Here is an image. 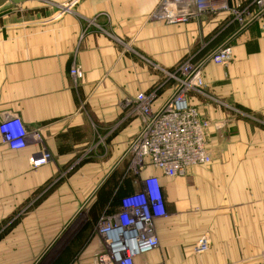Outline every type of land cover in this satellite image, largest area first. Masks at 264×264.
<instances>
[{
  "label": "crops",
  "instance_id": "obj_1",
  "mask_svg": "<svg viewBox=\"0 0 264 264\" xmlns=\"http://www.w3.org/2000/svg\"><path fill=\"white\" fill-rule=\"evenodd\" d=\"M158 2L8 0L0 6V122L18 115L30 134L21 150L4 144L0 134V225L35 230L33 217L13 227V216L33 204L35 194L67 167L77 169L62 176L58 192L67 195L71 184L75 197L85 196L89 184L86 193H91L107 173L116 176L128 140L141 127L139 119H130L111 134L125 113L124 99L166 84V71L190 54L201 59L230 43L233 60L227 66L207 62L204 96L194 93L191 99L203 118L232 122L207 131L209 164L172 178L149 170L160 177L166 216L156 221L159 247L140 255L135 264H262L264 127L239 113L264 118L260 27L240 32L228 12L183 23L153 20L150 15ZM75 62L83 70L80 79L70 73ZM173 90L174 84L161 88L154 108L159 109ZM208 94L219 103L206 98ZM223 102L237 107V116ZM96 128L109 134L106 154L100 153L99 143L92 145L99 134L94 135ZM93 149L99 151L94 160L78 162V152ZM43 151L52 159L35 168L30 158ZM122 179L102 198L124 192L128 178ZM206 234L211 248L195 254L194 245ZM36 241L34 235L21 240L18 264L34 257L41 247ZM12 245V235L1 241L0 264H13Z\"/></svg>",
  "mask_w": 264,
  "mask_h": 264
},
{
  "label": "built area",
  "instance_id": "obj_2",
  "mask_svg": "<svg viewBox=\"0 0 264 264\" xmlns=\"http://www.w3.org/2000/svg\"><path fill=\"white\" fill-rule=\"evenodd\" d=\"M218 12H228L240 30L256 23L264 38V0H159L150 18L183 23ZM233 57V48L226 43L204 58H198L197 53L190 55L175 71H166L168 79L175 84L174 91L159 109L154 108V103L160 88L124 99L126 117L135 113L142 120L141 129L128 150L140 168L159 170L172 178L184 176L191 167L212 161L206 142L209 122L193 104L191 93L204 94L207 62L227 66ZM70 73L75 79L83 77L82 67L76 62ZM0 134L3 143L16 150L24 149L30 136L22 119L15 114L1 120ZM51 159V154L43 151L30 161L33 166H39ZM132 183L136 189L120 199L117 210L101 226L100 235L106 246L104 255L99 256L101 264H135L136 258L160 245L156 221L166 216L160 177L143 170ZM210 247L211 240L206 234L198 239L194 252L201 254ZM261 262L264 264V252Z\"/></svg>",
  "mask_w": 264,
  "mask_h": 264
},
{
  "label": "rangeland",
  "instance_id": "obj_3",
  "mask_svg": "<svg viewBox=\"0 0 264 264\" xmlns=\"http://www.w3.org/2000/svg\"><path fill=\"white\" fill-rule=\"evenodd\" d=\"M229 16L230 21L232 20V22H235L230 14ZM235 23L237 24V22ZM253 25H256V23ZM249 27L245 29H248ZM239 28L240 26L238 25V30L240 32L245 30H240ZM176 68L169 71H175ZM166 80V84L155 87L153 89L160 88L161 90V88H163L164 86H171L174 84L172 79H168V75L166 77ZM192 94L194 93H191V95ZM200 96L204 95L202 94ZM206 98L214 101L217 104L219 103L218 99L210 94H208V97ZM222 105H224L227 110H229L231 114H233V116H237V114L233 113L236 110H239L237 107L224 102L222 103ZM239 111V113L243 114L250 121L257 122L262 127H264V118L254 114L241 112V110ZM126 114L127 111L125 110V113H123L121 120L118 122V125L115 127L113 133H111L112 135L119 130L120 126L127 123L130 119L131 122L135 119H139L140 122L142 121L141 118H139L135 113H133L129 118L126 117ZM204 119L209 122L208 130L211 127L219 130L226 126V121L232 122V119L222 121H212L208 118ZM95 133L99 134H96V136ZM137 134L138 133L136 132L128 140L127 149L122 153L121 160L118 162V164H121L117 167V170H119V172H117L116 176L111 175L107 177V173L105 177H103V180L94 186L91 193H86V190L90 191L91 189L90 184L86 187V189H84L83 195L85 194V196L83 197L73 196L75 192H70V189H74L71 184H68V186H70V189H68L67 195L60 194L58 192L61 186L60 181L63 180L61 179L62 176L65 179L77 169V166L67 167L65 170L60 171L57 174V176L54 178L55 182L49 183L47 186H45V190L39 191L35 194L33 204H30V206L27 205L20 207L13 216V221L11 223L13 227L21 223L23 221L22 219H24L25 217H33V223L37 227L35 230L13 231V228H7L8 225L6 226V222L0 225V243L4 238L9 237L10 235L13 236V264H18L19 260L17 257L23 256L22 249L19 245L21 240H24L25 238L27 239L28 236L33 235L37 239V245L40 243L41 247L38 251L35 252L34 257L33 255L30 256V260L26 264H101L99 261V256L104 255L106 246L103 243L102 236L100 235V229L107 216L111 214L108 212V209L109 206H111V203L114 201V198H111V195L109 197L102 198L103 194L105 192L106 194H109L108 191L112 188V186L114 184L117 185L119 180H123L122 178L125 177L128 179H134L136 176H139V174H141L143 170L149 172V170L151 169L150 168L149 170H147L145 167L140 168V164L138 163L136 158L132 157L128 152L129 147L134 142ZM208 134L209 133L207 132V143L209 138ZM94 135L95 139L93 140L92 145L99 143V147L103 148L100 153H108L109 150L107 151V148L106 146H104V144L109 147V142L107 141L109 134H105L100 128H96ZM98 153L99 151L97 149H93L90 151H80L78 152L76 159L78 160V162H81L85 159L94 160L97 157ZM73 185L77 186V184L75 183ZM49 224L50 226H52L51 229L45 230L38 228V226L43 227V225L44 227H47Z\"/></svg>",
  "mask_w": 264,
  "mask_h": 264
},
{
  "label": "trees",
  "instance_id": "obj_4",
  "mask_svg": "<svg viewBox=\"0 0 264 264\" xmlns=\"http://www.w3.org/2000/svg\"><path fill=\"white\" fill-rule=\"evenodd\" d=\"M132 181V179H127V181L124 183V185H126V187H127V189L124 191V192H120V193H118L117 195H115V196H112L111 198H114V201L111 203V206H109V209H108V212L109 213H113L114 212V210L116 209V208H118V206H119V204H120V199L123 197V196H125V195H127V194H129V193H131V192H133L134 191V188H133V186H132V184L130 185V182ZM132 183V182H131ZM117 210V209H116ZM115 210V211H116Z\"/></svg>",
  "mask_w": 264,
  "mask_h": 264
},
{
  "label": "water",
  "instance_id": "obj_5",
  "mask_svg": "<svg viewBox=\"0 0 264 264\" xmlns=\"http://www.w3.org/2000/svg\"><path fill=\"white\" fill-rule=\"evenodd\" d=\"M8 0H0V6H2Z\"/></svg>",
  "mask_w": 264,
  "mask_h": 264
},
{
  "label": "bare ground",
  "instance_id": "obj_6",
  "mask_svg": "<svg viewBox=\"0 0 264 264\" xmlns=\"http://www.w3.org/2000/svg\"><path fill=\"white\" fill-rule=\"evenodd\" d=\"M37 137V136H36ZM39 166H42V165H39ZM39 166H35V167H39Z\"/></svg>",
  "mask_w": 264,
  "mask_h": 264
}]
</instances>
